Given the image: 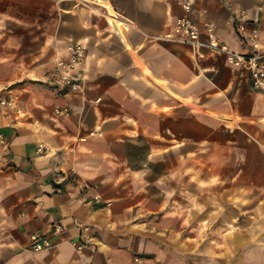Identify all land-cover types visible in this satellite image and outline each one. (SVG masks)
Segmentation results:
<instances>
[{
	"label": "crops",
	"instance_id": "0c3cea01",
	"mask_svg": "<svg viewBox=\"0 0 264 264\" xmlns=\"http://www.w3.org/2000/svg\"><path fill=\"white\" fill-rule=\"evenodd\" d=\"M183 2L0 0V264H264V93L204 33L165 37L187 15L264 54V0ZM71 41L77 90L51 76Z\"/></svg>",
	"mask_w": 264,
	"mask_h": 264
},
{
	"label": "built area",
	"instance_id": "2783aa9c",
	"mask_svg": "<svg viewBox=\"0 0 264 264\" xmlns=\"http://www.w3.org/2000/svg\"><path fill=\"white\" fill-rule=\"evenodd\" d=\"M54 1H74L81 3H89L97 6H104V0H54ZM108 4L110 0H105ZM193 4V0H184L183 7L189 9ZM244 18V15H240ZM244 23H239V29L244 30ZM206 36V45L212 49L222 51L226 54L227 61L237 67L245 68L250 77L251 87L259 92L264 93V54L257 51L249 52H235L228 48V46L221 41L214 30L211 22H206L201 28L190 16H178L175 18L173 28L166 32L165 37L183 41L190 44L201 43L200 36L203 34ZM249 44L253 50L259 48V33L257 29H253L247 36ZM86 58V47L82 42L71 41L66 46V54L60 58H57L51 69V76L53 81L60 85L65 90H77L81 88L82 78L77 74V68L81 65ZM0 107L13 108L14 103L11 99L0 98ZM56 112L60 115H66L69 112L67 107L57 108ZM8 149V140L4 132L0 130V155L2 150ZM42 147H38L40 151ZM85 187H92L86 185ZM95 199L99 196L95 195ZM88 230V227H83ZM88 242V240H86ZM29 245L31 250H41L50 245L48 239L45 236H41L38 233H31L29 236ZM77 248L81 247L80 243L76 244ZM134 264H145L143 257L136 256L133 259Z\"/></svg>",
	"mask_w": 264,
	"mask_h": 264
},
{
	"label": "bare ground",
	"instance_id": "6f19581e",
	"mask_svg": "<svg viewBox=\"0 0 264 264\" xmlns=\"http://www.w3.org/2000/svg\"><path fill=\"white\" fill-rule=\"evenodd\" d=\"M107 9H108V16L110 17V18H114V12L110 9V8H108L107 7Z\"/></svg>",
	"mask_w": 264,
	"mask_h": 264
},
{
	"label": "rangeland",
	"instance_id": "374dc122",
	"mask_svg": "<svg viewBox=\"0 0 264 264\" xmlns=\"http://www.w3.org/2000/svg\"><path fill=\"white\" fill-rule=\"evenodd\" d=\"M104 2H106L105 0H104ZM107 3V2H106ZM253 172H255V171H253Z\"/></svg>",
	"mask_w": 264,
	"mask_h": 264
}]
</instances>
